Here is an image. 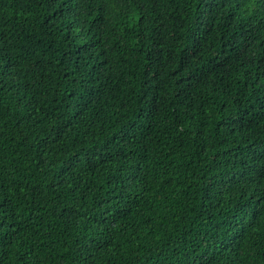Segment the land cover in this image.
Instances as JSON below:
<instances>
[{
	"label": "trees",
	"instance_id": "trees-1",
	"mask_svg": "<svg viewBox=\"0 0 264 264\" xmlns=\"http://www.w3.org/2000/svg\"><path fill=\"white\" fill-rule=\"evenodd\" d=\"M0 264H264V0H0Z\"/></svg>",
	"mask_w": 264,
	"mask_h": 264
}]
</instances>
